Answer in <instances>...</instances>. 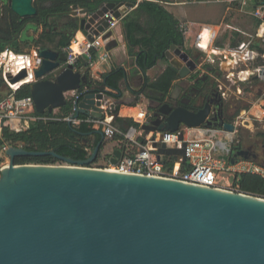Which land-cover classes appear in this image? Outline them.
Here are the masks:
<instances>
[{"label":"water","instance_id":"obj_1","mask_svg":"<svg viewBox=\"0 0 264 264\" xmlns=\"http://www.w3.org/2000/svg\"><path fill=\"white\" fill-rule=\"evenodd\" d=\"M140 2L109 1L94 11L79 8L72 16L79 17V28L84 34L91 32L87 39L92 41L93 35L107 27L104 13L110 11L119 18ZM8 4L20 18L37 13L32 0H8ZM115 43L111 39L105 50ZM36 53L40 58L34 70L36 80L27 84L35 112L59 109L67 103L65 94L74 92V118L102 119L104 107L113 112L112 120L118 115L115 101L105 91L88 86L86 73L65 65V53L47 47H37ZM210 56L216 58L214 53ZM159 58L177 70L176 79L187 78L200 64L173 43ZM5 76L10 84H17L26 71ZM248 77L264 78V68ZM176 90L177 85L166 100L152 107L150 123L141 125L145 132L203 127L234 133L231 122L212 126L208 103L195 111L172 107ZM92 133L104 138L100 130ZM99 146L100 142L84 160L54 150L27 151L13 145L6 149L9 163L0 168V264H264L263 197L90 168ZM184 147V141L180 148L162 144L157 153L174 156L182 164ZM121 153L115 149L110 163L115 164ZM241 153H232L230 148V163L250 159L240 157ZM40 155H50L65 165L14 163L15 157ZM252 159L264 163V142L259 159Z\"/></svg>","mask_w":264,"mask_h":264},{"label":"trees","instance_id":"obj_2","mask_svg":"<svg viewBox=\"0 0 264 264\" xmlns=\"http://www.w3.org/2000/svg\"><path fill=\"white\" fill-rule=\"evenodd\" d=\"M37 13L33 17L20 18L15 15L9 7L8 0H0V52L4 48H10L16 53L29 52L32 47H51L58 52L67 47L73 41L75 32L79 29L78 20L69 16L71 8H86L90 11L96 10L100 4L112 1L123 3L136 0H32ZM168 0H142L135 5L121 19L124 40L128 55L135 58L136 66L145 71L156 64L159 56L164 53L170 44H175L188 55L196 58V51L193 48V36L186 34L184 37L178 31V20L175 19L160 3ZM255 20L257 27L261 20ZM264 20V16H263ZM30 28L31 33L23 37H15L24 28ZM40 29V31H39ZM239 32H235L230 38L229 50H240V41H236ZM226 36H224L225 40ZM222 41V40H221ZM221 42H216L214 48H222ZM251 47L259 53L258 62L254 65L259 70L264 68V47L258 39L253 38ZM198 58V57H197ZM95 59L92 52L91 58L80 55L76 62V68L88 77V86L96 91H105L110 96L120 91V83L125 77L123 68H115L101 75V81H96L88 74V66ZM209 68V64L206 65ZM177 78V70L170 64L154 79L144 78L143 85L135 92V96L144 95L146 98L162 102L172 88V83ZM9 92L4 87V82L0 76V99ZM154 93V96L151 94ZM151 93V94H150ZM29 95L27 85L20 86L15 92L17 98ZM72 99L60 107L57 112H35L37 116L46 117V120L33 121L28 128L22 131H14L9 125L2 128L0 145L3 141L13 146H21L27 151H50L69 157L74 160H84L88 157L92 149L100 142L99 152L106 139L100 135L91 134L93 128L90 124L80 122L77 126L72 125L65 118L72 111ZM150 111L151 107H147ZM119 112V106L114 108V113ZM85 115H79L83 119ZM108 121L111 119L107 117ZM112 124L124 131L125 126L139 127V124L128 117L116 116ZM262 136V135H260ZM112 140L119 142V150L125 151V143L122 135L116 133ZM140 143L145 140L138 137ZM88 148V151L85 150ZM128 154H132L134 146H129ZM99 155V154H98ZM98 158L93 162H97ZM176 158L167 157L165 165L171 169ZM58 160L50 155L40 156H19L14 158L15 164H56ZM185 163L181 164V169H185ZM233 183L239 191L264 198V178L251 173H238L234 175Z\"/></svg>","mask_w":264,"mask_h":264},{"label":"built area","instance_id":"obj_3","mask_svg":"<svg viewBox=\"0 0 264 264\" xmlns=\"http://www.w3.org/2000/svg\"><path fill=\"white\" fill-rule=\"evenodd\" d=\"M233 1L239 5L242 11L247 9L250 16L261 20L254 38L258 39L260 44L264 47V0H229V2ZM78 9L79 8H71L70 15ZM123 16L124 15H121L119 18H115L110 11L104 13L102 18L106 19L107 27L98 36L93 35L92 41L87 39V35L91 34V32L87 31L84 34L83 30L79 28L77 33L82 40L79 41L74 35L71 44L61 49V52L66 55L65 65L69 64L72 66L73 70H78L76 68L78 57L84 55L90 59L92 52L95 54V59L90 63H94L97 59H102L104 61L108 60L109 54L108 51L105 50V45L111 40V34L110 36H106V34L112 33V30L119 24ZM85 17H88V15H85ZM225 27L229 28L228 25H225ZM204 30V26H202L196 32L193 37V48L204 52L207 62H213L214 59L210 55L211 52L216 54V51H213L212 48L213 43L218 37L219 27H216L215 32L211 36L204 35ZM178 31L183 37L188 33L190 34L188 23L179 21ZM74 43L77 44V49H73L72 45ZM206 43H209V52L203 49ZM223 46V48H217V50L222 49L225 51L223 60L229 66H231L234 61L245 63L259 56L258 51L252 48L251 45H240V50L238 51L229 50L228 43L226 45L223 44ZM36 48L31 52L23 53H16L10 48H4L0 52V76L9 89V92L0 99V132L5 125H9L14 131H22L27 129L29 124L33 121H44L47 119L46 117L37 116L35 114L33 100L30 95L22 98H17L15 96V92L20 86L27 85L36 80L34 70L37 69L40 64V58L37 56ZM22 70L26 71V77L17 84H10L5 75L8 73L15 75ZM253 70L258 71L256 67H254ZM253 70L247 71L253 72ZM217 87L219 90L220 86L217 85ZM222 96L225 97L223 94ZM76 97L77 94L74 93L71 97L72 101ZM103 109L104 117L102 119H96L91 116H85L83 119L74 118L73 108L70 114L65 118L66 121L74 126H77L80 122L88 123L93 129L100 130L104 136L108 138H111L116 133L122 135L126 148L125 151H122L121 157L116 163L111 164L108 160L104 166H101L98 162H95L88 166L90 168L133 175L168 178L184 183L220 189L229 187L221 183V180L227 179L229 175L251 173L264 178V163L260 161L240 158L235 160L234 163H230L231 145L228 146L227 142L217 140L213 137L214 134L220 130L199 127L197 130L203 132L200 137H190L184 134V130L188 133V131L195 129L185 127H181L178 131L173 133L160 131L145 132L141 128V125L150 123L152 117L151 111H147L145 107L137 106L135 107V114L128 115V117L137 122L139 127L130 126L124 131H121L112 124L113 112L105 107ZM107 117H111L110 121H108ZM179 132L182 133L181 140L179 139ZM138 137H142L145 143H140ZM183 141L185 142L184 156L186 158V168L184 170L181 169L180 161L176 160L172 168L169 169L165 165V160H167L169 156L159 155L157 151L162 144H164L166 148H180ZM222 144H224V146H221ZM131 145L134 146V151L132 154H128L126 149ZM10 146L11 145L5 141L0 145V168L9 163V157L5 154V151ZM85 150L88 151V148Z\"/></svg>","mask_w":264,"mask_h":264},{"label":"rangeland","instance_id":"obj_4","mask_svg":"<svg viewBox=\"0 0 264 264\" xmlns=\"http://www.w3.org/2000/svg\"><path fill=\"white\" fill-rule=\"evenodd\" d=\"M172 3L180 4L183 7L188 6L187 3H195L186 8H190L193 15L198 16L200 19L208 20L207 18H212L215 13H218L216 19L210 21L212 25L219 27L218 37L213 43L212 50L216 51V58L213 62H207L205 60L206 54L204 52L195 50L196 57H198L203 63L212 65L216 73L211 74L214 85L220 86V94L225 95L227 99V105L230 108L231 122L234 124L235 129L238 131V135L243 136L244 139L261 137L264 142V78H257L252 80L249 77L243 79L242 71L253 70L254 65L258 62V58L254 60H249L245 63L234 61L231 66L227 65L223 60L224 52L222 49L217 50L214 48L216 42H221L224 45L227 44L228 38H225L224 35L228 33L239 32V37L236 41H240V45L250 46L253 38L255 37L257 27H255V18L249 14L242 11L239 5L236 7L234 3L231 2L230 5L226 2L224 3H211L212 0H169ZM209 2L208 4H204ZM161 3H164L161 1ZM197 3V4H196ZM203 3V4H200ZM70 16V15H69ZM71 17V16H70ZM185 22V21H183ZM188 23L190 28V34L194 36L199 30L200 22L198 23ZM229 25V28L225 27ZM205 26V25H204ZM40 31V29H39ZM30 34V33H29ZM222 40V41H221ZM224 47V46H223ZM222 47V48H223ZM36 48V47H33ZM30 52V51H29ZM207 52V51H206ZM212 53V52H211ZM164 62H158V66L153 70L149 71V75H154L158 73L161 68L164 66ZM166 65V64H165ZM257 73V71H254ZM241 74V75H240ZM74 95V92H67L65 94L66 99H71ZM113 99L114 107L119 106L118 116L128 117V115L135 114V109L122 111V104L119 103L120 100H117L114 96H110ZM110 98V99H111ZM136 103L129 102L126 108L134 107H145L147 110L148 106H152L146 99L144 95H138L134 97ZM137 104V105H136ZM227 106V107H228ZM148 111V110H147ZM57 112V109L54 110V113ZM111 118V117H110ZM129 118V117H128ZM116 127V126H115ZM197 129V128H195ZM187 131L184 130V134ZM149 134V133H148ZM236 134V135H237ZM234 133L229 134L225 133L223 130H220L215 133L213 136L217 140L224 141L230 145V141L233 138ZM262 135V136H260ZM115 149H119V142L117 140H112V138L106 137L103 147L98 155V164L104 166L109 158L111 157L112 152ZM55 165H65L62 162L56 163ZM234 175H229L227 179H222L221 183L228 185L225 187V190H232L239 192L238 187L233 183Z\"/></svg>","mask_w":264,"mask_h":264},{"label":"crops","instance_id":"obj_5","mask_svg":"<svg viewBox=\"0 0 264 264\" xmlns=\"http://www.w3.org/2000/svg\"><path fill=\"white\" fill-rule=\"evenodd\" d=\"M138 1H142V0H138ZM224 2H226L229 5L231 3V2H229V0H212V2H210V3L208 2V3L209 4H211V3L216 4V3H224ZM206 3L207 2H205L204 4H206ZM161 4L175 19L178 20V22L179 21H185V22L188 21L192 24L193 23L196 24V23L200 22L201 24L199 26V29L205 25L204 29L206 30L205 27L209 28L210 36L216 30V26L212 25L210 23V21L216 19V17L218 16L217 15L218 13H215V15L212 18H207L208 20H203V19H200L198 16L193 15L190 8L189 9L186 8L190 5H194L195 3H187L188 6L183 7L180 5L181 3L180 4L172 3L171 1L168 0V2H164ZM200 4H203V3H200ZM234 4L236 5V7L238 6L237 3H234ZM134 8L135 7H133L129 11H132ZM247 11L248 10L246 9L244 12L249 14ZM70 16L73 19H76V20L79 19V17L75 18L72 15H70ZM77 31L75 32V36L77 37V39L79 41H81L82 39H81L80 35L77 33ZM29 33H31V30H30V28L27 27V28H24L20 34L17 33L18 34L17 37H23L24 35L29 34ZM224 36H226V38H228V40H229V41H227L228 47H229L230 38H232L233 34L230 33L229 35H224ZM15 37H16V34H15ZM111 39H113L116 43L112 46V48L110 50H108V54H109L108 60L104 61L102 59L101 60L97 59L94 63H90L88 66V74H89V76L94 78L96 81H101V75L103 73H106V72H108L112 69H115V68H120V67L123 68L125 70V77L123 78L122 82L120 83V91L118 93H116L115 94L116 96H114V97L117 100H120L119 103L122 104V111L123 110L124 111L132 110V109H135V107L134 108H126V107H129L128 104L131 101H133L131 103H136L135 99H134L135 92L143 85L144 78L147 77V79H149V80H154L165 69L166 65H169V62L165 58H158V60L156 61V64L153 67L146 69L145 71L140 70L139 67L136 66L135 58L128 55V53H127L121 20H120L119 24L112 30ZM74 44H76V43H74ZM47 48L54 50L51 47H47ZM34 49L35 48L32 47L30 52L33 51ZM207 52H209V49ZM158 62H164L166 65L164 64V66L161 68V70L158 73H156L154 75H149V71L156 68L158 66ZM175 81L176 80H174L173 83H175ZM173 83H172V86H173ZM170 91H171V89H170ZM151 95L154 96V93H152ZM146 99H147V101L151 100L149 98H146ZM154 101L157 102V100H154ZM148 107H151L150 111H152L153 106H148ZM53 112H54V110H53ZM200 133L202 134L203 132H201L197 129H193L192 131L191 130L188 131V133H186V134L189 135L190 137H200L201 136Z\"/></svg>","mask_w":264,"mask_h":264},{"label":"flooded vegetation","instance_id":"obj_6","mask_svg":"<svg viewBox=\"0 0 264 264\" xmlns=\"http://www.w3.org/2000/svg\"><path fill=\"white\" fill-rule=\"evenodd\" d=\"M194 59L200 62L196 71L192 72L185 79H176L175 83H173V86H178V90L174 92L176 101L172 107L183 106L189 110L195 111L202 108L205 103H208L211 106L209 119L213 127L220 126L223 122H231L230 108L226 103L227 99L220 94L217 85H214L213 79L211 78V74L216 73L214 67L209 65L210 67L207 68V64L203 63L199 58L196 57ZM241 74L245 80L250 72L242 71ZM253 80L257 81V79ZM173 86L171 90L173 89ZM148 101L153 107L158 105L154 100ZM152 113L153 112L151 111V116ZM237 133L238 131L235 130V135H233V138L230 141L232 153L242 151L240 157L259 159L263 139L255 136L253 138L248 137L247 139H244L243 136H240ZM91 136L93 137L94 134H91Z\"/></svg>","mask_w":264,"mask_h":264},{"label":"bare ground","instance_id":"obj_7","mask_svg":"<svg viewBox=\"0 0 264 264\" xmlns=\"http://www.w3.org/2000/svg\"><path fill=\"white\" fill-rule=\"evenodd\" d=\"M206 28V30H204V35H210V32H209V28L208 27H205ZM208 32V33H207ZM213 34V33H212ZM211 34V35H212ZM72 47H73V49H77V44H73L72 45ZM203 49L205 50V51H208V49H209V43H206V45L204 44V46H203ZM23 83V82H22ZM110 121V120H109ZM192 131V130H191ZM201 134V133H200ZM215 135V134H214ZM221 146H224V144H222ZM108 171H110V170H108Z\"/></svg>","mask_w":264,"mask_h":264}]
</instances>
